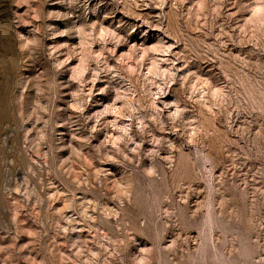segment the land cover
I'll use <instances>...</instances> for the list:
<instances>
[{
    "label": "rangeland",
    "instance_id": "obj_1",
    "mask_svg": "<svg viewBox=\"0 0 264 264\" xmlns=\"http://www.w3.org/2000/svg\"><path fill=\"white\" fill-rule=\"evenodd\" d=\"M0 264H264V0H0Z\"/></svg>",
    "mask_w": 264,
    "mask_h": 264
}]
</instances>
